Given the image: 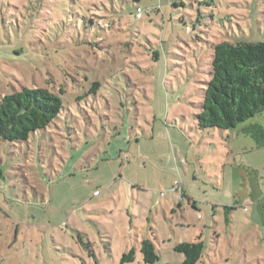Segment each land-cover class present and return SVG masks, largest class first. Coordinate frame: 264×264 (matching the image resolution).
I'll return each mask as SVG.
<instances>
[{"label": "rangeland", "instance_id": "rangeland-1", "mask_svg": "<svg viewBox=\"0 0 264 264\" xmlns=\"http://www.w3.org/2000/svg\"><path fill=\"white\" fill-rule=\"evenodd\" d=\"M239 39L264 41V0H0V96L60 87L66 108L0 140V264H145L144 238L154 264L198 239L195 264H264V144L243 131L264 112L194 118L212 44Z\"/></svg>", "mask_w": 264, "mask_h": 264}, {"label": "trees", "instance_id": "trees-1", "mask_svg": "<svg viewBox=\"0 0 264 264\" xmlns=\"http://www.w3.org/2000/svg\"><path fill=\"white\" fill-rule=\"evenodd\" d=\"M210 77L202 89V99L194 114L200 130L234 129L239 123L264 112V41H219L212 44ZM95 80L89 90L96 91ZM47 86H22L19 90L0 96V140L27 141L36 131L46 129L66 112L61 93ZM87 93L84 94L86 96ZM243 131L264 144V127L248 124ZM264 215V204L262 206ZM80 238V236H79ZM201 240L183 241L174 250L183 254L182 264H195L201 256ZM139 250L145 264L158 259L150 238L140 241ZM131 248L121 256V262L133 259Z\"/></svg>", "mask_w": 264, "mask_h": 264}, {"label": "crops", "instance_id": "crops-1", "mask_svg": "<svg viewBox=\"0 0 264 264\" xmlns=\"http://www.w3.org/2000/svg\"><path fill=\"white\" fill-rule=\"evenodd\" d=\"M95 193H96V191H94ZM184 194V193H183ZM183 196H185L186 197V200L188 201V203L190 204V205H192V207L194 208V209H196V199H193V198H190V197H188L187 195H180V197L183 199L184 197ZM177 200V199H176ZM178 201V202H177ZM176 202H175V204H176V206L180 209V208H182V204H181V202L179 201V200H177ZM217 204V203H216ZM262 211V210H261ZM188 224V223H187ZM198 238V237H197ZM200 240V239H199ZM141 241V240H140ZM140 241H139V239H137V246L139 247V243H140Z\"/></svg>", "mask_w": 264, "mask_h": 264}, {"label": "built area", "instance_id": "built-area-1", "mask_svg": "<svg viewBox=\"0 0 264 264\" xmlns=\"http://www.w3.org/2000/svg\"><path fill=\"white\" fill-rule=\"evenodd\" d=\"M143 13H144V11L142 10V8L141 7H137L136 8V12H135V17L136 18H140V17H142Z\"/></svg>", "mask_w": 264, "mask_h": 264}]
</instances>
